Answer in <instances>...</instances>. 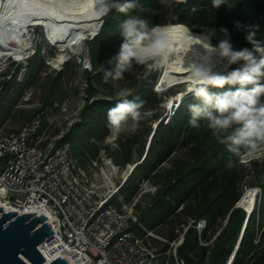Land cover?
I'll return each instance as SVG.
<instances>
[{
	"label": "trees",
	"instance_id": "1",
	"mask_svg": "<svg viewBox=\"0 0 264 264\" xmlns=\"http://www.w3.org/2000/svg\"><path fill=\"white\" fill-rule=\"evenodd\" d=\"M156 1L158 0H131L136 6L125 14L119 12L114 5L128 0H115L100 31L88 43L95 70L90 78L97 84L114 83L111 79L105 81V71L113 70L114 65L108 61L114 57V46H120L123 40L120 22L129 17H137L149 27L158 25L160 21L155 8ZM168 23L183 24L199 33H203L204 28L215 31L216 37L210 38L214 46L218 47L219 42L227 38L234 50L247 47L254 51L253 45L245 39L250 32H254V40L264 48V0H224L219 7L213 6V0H178ZM37 52L40 53V48ZM254 55L259 58L261 53L254 51ZM69 64L66 61L64 67L51 77V91L61 85ZM242 64L240 61L226 68L222 61L221 65L214 66L213 71L226 74ZM130 73L126 71L123 79L130 77ZM261 82H264V78ZM229 87H209V91L222 92L229 90ZM132 92L129 100L145 101L142 111H158L160 100L146 80L141 81ZM91 93L94 94L95 90L92 89ZM117 102L118 97L94 100L83 109V122L67 134L64 141L71 143L73 155L81 164L96 155V147L90 144V140L94 137L102 138L110 131L107 113ZM199 103L201 100L194 95L187 97L167 124L159 122L153 131L144 160L135 167L120 193L125 201H130L138 191L140 178L152 179L158 185L157 193L150 196L137 220L148 230L162 227L161 234L166 242L152 237L149 241L162 245L163 250L168 248V242L176 238V230L180 225L187 223L189 219L207 220V227L200 236L203 242H209L227 219L226 226L209 245H202L197 231L188 229L183 244L178 248V256L186 264H198L206 258L212 264H226L240 235L232 264H264V158L250 159L244 165L240 163V157L233 156L225 145L218 142L203 122L199 128L192 127L188 122V106ZM159 117L160 113H155L154 118ZM133 144L132 140L122 144L118 162L132 160ZM179 148L188 151L186 157L173 160L168 167L162 168ZM229 160L232 161L231 168L227 166ZM249 175L252 179L247 181ZM157 177L158 181L155 179ZM244 187L260 189V195L256 198L255 207L246 223L245 210L236 207L244 193ZM180 206L183 207L179 210ZM131 229L140 237L145 234L137 223H132Z\"/></svg>",
	"mask_w": 264,
	"mask_h": 264
},
{
	"label": "built area",
	"instance_id": "2",
	"mask_svg": "<svg viewBox=\"0 0 264 264\" xmlns=\"http://www.w3.org/2000/svg\"><path fill=\"white\" fill-rule=\"evenodd\" d=\"M1 91L0 87V98ZM53 107L57 112L52 117L49 109L42 107L19 130L0 133V204L5 212L35 213L44 215L47 223H57L58 230L38 247L46 261L59 254L68 264H186L178 256V248L188 229L197 231L202 245L217 238L223 227L209 242H203L200 236L207 220L189 219L176 230L168 248L159 253L149 241L153 233L138 222L136 215L138 204L146 195H155L158 185L143 178L128 202L120 193L146 153L140 161L127 163L120 173L121 167L107 156L106 147L100 148L98 157L90 158L91 170H95L92 176L72 154L71 143L64 141L81 119L71 121L51 138L46 135L48 128L55 127L53 121L67 110L65 103L55 102L51 110ZM255 190L258 194L259 189ZM132 223L144 230L143 237L131 229ZM237 248L236 244L233 252ZM233 252L226 264H232ZM198 264L212 263L206 258Z\"/></svg>",
	"mask_w": 264,
	"mask_h": 264
},
{
	"label": "rangeland",
	"instance_id": "3",
	"mask_svg": "<svg viewBox=\"0 0 264 264\" xmlns=\"http://www.w3.org/2000/svg\"><path fill=\"white\" fill-rule=\"evenodd\" d=\"M177 1L178 0H158L155 2V8L158 10L160 21L158 25H165L172 19L174 6ZM114 3L115 0H111L110 9ZM109 11L103 18L102 23H100V28L97 33L100 31ZM29 29L26 38L30 41V48L24 51L20 59L14 55H6V52L0 47V87L2 88L0 98V133H11L19 130L42 107L48 108V114L52 117V114L57 112L54 111V107L51 110L53 104L55 102L59 104L65 103L67 108L66 112H63L57 120H54L53 125H55V127L51 126L46 132V135L51 138L61 132V130H64L71 121L81 119L75 122L73 128L81 124L83 122L81 115L83 109L94 100H110L117 97L116 91L119 88L127 87L134 90L139 86L141 81L146 80L148 84L152 85L153 90L156 92V98L160 100L157 108L158 111H143L148 113V115L140 121L139 127L134 132L123 131L116 133L110 130L104 137H94L90 140V144L96 147V155L92 157V159L98 157L100 148L106 147L107 156L111 157L113 162L121 167L120 173H122L127 163L132 164L138 162L144 156L149 138L159 122L162 121L163 124H167L180 103L187 97L193 96L192 93H188L191 88L189 85H193L191 81L187 84H172L167 87L160 86L165 69L152 63L135 65L130 70V77L115 81L112 85L106 84L105 82L97 84L90 78L95 73V70L93 69L88 50L89 41L93 39L97 33L93 36L87 35V37L81 40L75 47L62 49L57 45H53L50 40L46 39L47 36L42 27L35 26ZM202 34L206 35L209 39L215 38L217 35L215 31H210L207 28L203 29ZM38 48H40L39 54L37 52ZM119 49L120 46H114V56L117 55ZM66 61H69L70 64L66 67L61 85L51 91L49 85L50 79L64 67ZM222 61V59L218 61L215 67L221 65ZM28 75L31 76L27 78ZM92 89L95 90L94 94L91 93ZM180 93H183L181 97L182 100L175 103L174 106L168 104L170 99L181 96ZM155 113H160L158 119L154 118ZM130 140L134 141V144L131 146L132 160L130 162H118L117 159H119L122 154V144H127ZM187 152L185 148H179L176 153H174L175 155H172L170 160L162 165V168L168 167L173 160L185 158ZM73 153L72 150V154ZM263 158L264 155L258 159ZM249 160L250 158L246 156L240 157V163L244 165ZM81 166L87 170L90 169L89 173L93 176L95 170H91L90 159H86ZM142 179L143 178H140L138 180V186ZM155 179L156 181L159 180L158 177ZM251 179L252 176L249 175L247 181ZM150 181L156 185L152 179ZM248 189L251 188L244 187V192ZM259 195L260 189L257 197ZM149 198L150 195H146L136 207L137 217L140 211L147 206ZM226 220L227 219H225V221ZM226 224L223 222L222 227L224 228ZM149 231L153 233L154 236H152V238L154 239L159 240L157 237L165 238L161 234L163 230L160 226L155 230ZM150 243L159 253L165 251L162 245H156L152 240ZM237 243L238 241L236 244Z\"/></svg>",
	"mask_w": 264,
	"mask_h": 264
},
{
	"label": "clouds",
	"instance_id": "4",
	"mask_svg": "<svg viewBox=\"0 0 264 264\" xmlns=\"http://www.w3.org/2000/svg\"><path fill=\"white\" fill-rule=\"evenodd\" d=\"M224 0H213V6L219 7ZM121 13L127 14L134 8L135 3L128 0L123 4L114 5ZM179 25L166 24L149 27L147 23L137 17H129L119 24L120 35L123 40L119 52L108 63L114 65L112 71H105V81L113 82L123 79L124 73L135 65L152 63L156 66H166L174 58L175 42L170 41L169 33ZM222 31H227L222 29ZM255 33L250 32L245 39L249 41L255 53H261L257 58L254 51L245 47L234 50L229 39H223L218 47H208L225 62V67L242 61L243 64L225 73L210 71L207 67L191 66L190 75L194 86L189 89L199 104H190L189 124L199 128L203 122L211 134L233 156H246L258 159L264 155V48L254 40ZM229 90L210 92L209 87ZM133 94L127 87L116 91L118 102L108 109V124L110 130L119 133L136 131L139 123L148 113L142 111L145 101L129 100ZM229 168L232 161L229 160Z\"/></svg>",
	"mask_w": 264,
	"mask_h": 264
},
{
	"label": "bare ground",
	"instance_id": "5",
	"mask_svg": "<svg viewBox=\"0 0 264 264\" xmlns=\"http://www.w3.org/2000/svg\"><path fill=\"white\" fill-rule=\"evenodd\" d=\"M111 0H2L0 2V47L6 55L21 58L30 48L26 38L30 27H42L46 39L53 45L63 48L75 47L85 37L97 32L101 19L108 13ZM166 25V24H165ZM169 33V39L175 42L169 50L174 58L163 66L165 73L160 86L187 84L194 81L189 74L191 66L207 67L213 71L221 60L207 46L215 48L212 41L204 34L195 32L183 24ZM63 60V59H62ZM181 96L170 99L168 104L174 106L182 100ZM167 104V105H168ZM171 106V105H170ZM255 188L248 189L238 201V207L251 212L256 204ZM4 207L3 204H0Z\"/></svg>",
	"mask_w": 264,
	"mask_h": 264
},
{
	"label": "water",
	"instance_id": "6",
	"mask_svg": "<svg viewBox=\"0 0 264 264\" xmlns=\"http://www.w3.org/2000/svg\"><path fill=\"white\" fill-rule=\"evenodd\" d=\"M252 211L245 210L246 217L250 216ZM57 230V223L53 220L47 223L44 215H19L16 212H5L4 208L0 207V264H68L59 254L49 262L46 261L38 248ZM235 253L236 251L233 256Z\"/></svg>",
	"mask_w": 264,
	"mask_h": 264
}]
</instances>
